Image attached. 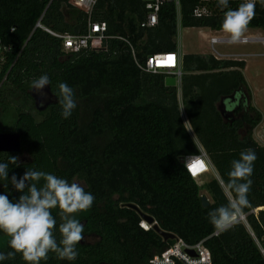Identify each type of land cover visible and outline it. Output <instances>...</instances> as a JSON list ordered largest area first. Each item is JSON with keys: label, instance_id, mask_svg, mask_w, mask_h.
Segmentation results:
<instances>
[{"label": "trees", "instance_id": "16d2710c", "mask_svg": "<svg viewBox=\"0 0 264 264\" xmlns=\"http://www.w3.org/2000/svg\"><path fill=\"white\" fill-rule=\"evenodd\" d=\"M197 3L180 0L178 21L175 4L165 2L157 24L141 27L145 19L141 0H99L93 19L107 24V35L130 40L143 64L153 53L177 50L179 22L183 27L221 30L224 14L195 17ZM45 5L46 0H0V38L13 45L16 56L14 62L9 58L0 87V132L20 134V151H0V161L18 157L20 166L10 165L9 177L19 178L30 168L69 182L81 179L95 200L90 210L76 214L85 226L77 259L61 261L49 253L42 264H150L153 255L176 239L164 240L152 225L145 227L140 215L124 206L128 202L187 245L201 242L209 251L210 264H264V147L252 138V128L262 116L250 101L242 73L245 62L210 53L181 56V104L195 140L182 119L177 87L165 86L163 73L138 67L130 47L115 37L95 39L86 49L65 52L59 38L33 30ZM255 12L248 28L264 30V3H256ZM86 20L87 14L68 0H53L42 22L55 31L77 34L85 32ZM45 73L52 98L38 110L30 81ZM59 82L75 91L77 107L68 119L60 116ZM221 103L232 115L223 116ZM196 141L219 176L205 184L212 196L207 206L202 205L200 186L181 160L198 152ZM245 149L257 155L250 203L240 213L245 219L238 215L230 229L214 235L207 214L228 202L220 181L228 180L231 161ZM19 195L13 191L10 199ZM52 214L58 228V210ZM56 236L59 240L58 231ZM8 239L0 233V251L11 250ZM3 264L25 262L17 254ZM175 264L185 263L176 259Z\"/></svg>", "mask_w": 264, "mask_h": 264}, {"label": "clouds", "instance_id": "9594fccd", "mask_svg": "<svg viewBox=\"0 0 264 264\" xmlns=\"http://www.w3.org/2000/svg\"><path fill=\"white\" fill-rule=\"evenodd\" d=\"M217 7L226 9L222 32L227 35L229 43H237L256 14L255 0H243L235 9L229 8V0H218ZM50 84L47 73L30 81V90L40 97L41 105L48 99L44 89ZM56 88L60 116L68 119L77 107L75 91L66 82H59ZM256 160L254 150H242L238 158L231 161L228 180L221 178L229 200L207 214L209 223L218 232L230 229L235 218L249 205L248 193L253 184ZM10 165L20 166L18 157L8 156L6 161H0V186L3 187L0 192V233L9 237L7 244L11 249L6 253L0 251V264L14 259L17 254L25 264H42L49 259V253L58 260L74 262L79 255L77 245L84 240L85 231L76 214L91 209L94 195L75 180L69 182L43 170L27 168L19 178L15 174L9 177ZM13 191L20 195L10 199ZM53 209L58 210V228Z\"/></svg>", "mask_w": 264, "mask_h": 264}, {"label": "built area", "instance_id": "2783aa9c", "mask_svg": "<svg viewBox=\"0 0 264 264\" xmlns=\"http://www.w3.org/2000/svg\"><path fill=\"white\" fill-rule=\"evenodd\" d=\"M52 1L53 0H46V5L40 16L37 18L33 26V30L39 28L51 34L52 36L59 38L61 40L62 49L65 52H77L82 49H86L90 46L91 41L95 39H105L112 37L119 38L130 47L138 67L152 73H163L165 77L173 76L176 79V86L178 89H180L183 71L181 68V55L179 54L178 50L153 53L147 56L143 64L140 63L135 57L134 48L130 40L121 36L107 35V24L104 21L93 19L94 8L99 0H68V4L82 9L87 14L85 32L74 34L70 32L55 31L42 22L45 12ZM141 1L145 10V19L140 23L141 27H153L156 25L160 8L165 2L168 1H171L175 4L178 21L181 18L180 0ZM241 2H243V0H229V8H237ZM259 2H261V0H255V4ZM217 4L218 0H198V3L193 9V15L195 17H202L224 14L226 9L217 7ZM13 30L14 27L10 29V32ZM218 38L219 37H212L211 43H214V40H220ZM240 40L241 42H247L249 38L242 37ZM13 52V45L6 43L2 38H0V87L6 79V70L9 63L8 61L12 58V62H14L16 59V56L13 54ZM252 138L257 143V145L264 147L263 118H261V120L252 128ZM197 147V153L185 155L181 159L185 170L195 180L199 176L208 173L211 169H215L206 151L198 141ZM218 233L219 232L216 230L214 235H217ZM176 240V243L174 242V244L169 248L165 249L161 253L153 255L149 261L150 264H175L176 259L182 261L185 264H210L211 259L209 251L202 245L201 242L190 246L184 243V241H182L180 238H176ZM186 249H194L197 253L196 256L189 255V253L186 252Z\"/></svg>", "mask_w": 264, "mask_h": 264}, {"label": "rangeland", "instance_id": "374dc122", "mask_svg": "<svg viewBox=\"0 0 264 264\" xmlns=\"http://www.w3.org/2000/svg\"><path fill=\"white\" fill-rule=\"evenodd\" d=\"M262 31L263 30L260 28H247V30L244 32L242 36L249 38L247 43L237 42L235 44H231L228 42V40L227 42H220L223 41L224 39H228L227 35L223 33L222 30L216 31L205 27H183L180 23H178L177 42H178L179 51L181 50V52H185V53H202V54L210 53L217 58H224L223 56H221L222 54L230 55V57L226 59H237L234 58L235 56L232 55H238L239 58L247 64L245 74L248 77V80L252 88L256 90L253 103L257 107V109L261 111L264 119V45L261 43L264 42V33H262ZM212 37H216V38L219 37L218 38L220 39L219 42L211 43ZM259 40L261 42H256ZM177 98L180 104L181 116L185 123V126L189 131V133L195 139V135L193 134V131L190 128L186 115L183 111V107L181 104L180 89H178L177 91ZM219 105L222 106L221 104ZM218 177L219 176L216 170L211 169L208 173L199 176L195 180L196 183L200 186L201 195H205L209 199V201H212V196L205 189V184L209 180L213 178L217 179ZM74 180L85 186L83 180L78 178H74ZM227 195L229 196L228 193ZM242 221H244V219H242ZM142 223L145 227L147 228L150 227L149 226L150 224H148L144 220L142 221ZM85 239L89 241L93 240L90 237H87Z\"/></svg>", "mask_w": 264, "mask_h": 264}, {"label": "water", "instance_id": "95a60500", "mask_svg": "<svg viewBox=\"0 0 264 264\" xmlns=\"http://www.w3.org/2000/svg\"><path fill=\"white\" fill-rule=\"evenodd\" d=\"M164 85L169 86V87H175L176 79L173 76H166L164 78ZM44 90L50 94V90L48 87H46ZM32 97L34 99V105L38 109H42L38 107L40 103V97L36 96L34 93H32ZM221 101H223V99ZM222 103H221L222 106L219 105L218 108L220 109L223 116L227 118L230 115H232L233 111L232 110L226 111ZM0 151L19 152L20 151V134L17 132H0ZM200 200L203 206H207L210 203L209 199L205 195H201ZM124 206L135 210L140 215L142 220L152 225L153 230H155L160 236H162L164 240L177 238V236L174 233L161 229L160 226L157 224L156 220L154 219V217L142 211L137 204L128 202V203H125ZM238 219H241V220L245 219V216L243 214H239ZM186 252H188L189 255L191 256H196L197 254L194 249H186Z\"/></svg>", "mask_w": 264, "mask_h": 264}, {"label": "crops", "instance_id": "0c3cea01", "mask_svg": "<svg viewBox=\"0 0 264 264\" xmlns=\"http://www.w3.org/2000/svg\"><path fill=\"white\" fill-rule=\"evenodd\" d=\"M262 33H264V30L262 31ZM227 40H228V39H224L223 41H220V42H227ZM238 42H239V43H247V42H241V41H238ZM256 42H261V41L259 40V41H256ZM261 43L264 45V42H261ZM177 50H178V52H179L180 55L185 54V52H181V50L179 51V48H177ZM221 56H223L224 58H229V57H230V55H228V54H222ZM232 56H235L234 58L240 59L238 55H232ZM246 65H247V64L245 63L244 68L242 69V73H243V75H244V78H245V80H246L247 86H248L249 91H250L251 104L257 109V107H256V106L254 105V103H253V100H254V96H255L256 90L252 88V86L250 85V82H249V80H248V77H247L246 74H245V70H246V67H247ZM175 87H177V86H175ZM177 91H178V87H177ZM259 112L261 113V111H259ZM261 116H262V118H263L262 113H261Z\"/></svg>", "mask_w": 264, "mask_h": 264}, {"label": "flooded vegetation", "instance_id": "af4514ba", "mask_svg": "<svg viewBox=\"0 0 264 264\" xmlns=\"http://www.w3.org/2000/svg\"><path fill=\"white\" fill-rule=\"evenodd\" d=\"M45 91V90H44ZM46 92V91H45ZM47 94H48V99L45 101V103L43 104V105H41L40 103H39V108H42V109H45L46 107H47V105L51 102V95L48 93V92H46ZM231 100H233V101H235V99L234 98H231ZM240 100H242L241 98H240ZM36 107V106H35ZM238 107V106H237ZM236 108V107H235ZM234 108V109H235ZM36 109H38L37 107H36ZM42 109H38V110H42Z\"/></svg>", "mask_w": 264, "mask_h": 264}, {"label": "bare ground", "instance_id": "6f19581e", "mask_svg": "<svg viewBox=\"0 0 264 264\" xmlns=\"http://www.w3.org/2000/svg\"><path fill=\"white\" fill-rule=\"evenodd\" d=\"M214 43H217V42H219V40H214L213 41ZM170 61V60H169ZM262 207L260 206V207H258V209H261Z\"/></svg>", "mask_w": 264, "mask_h": 264}]
</instances>
